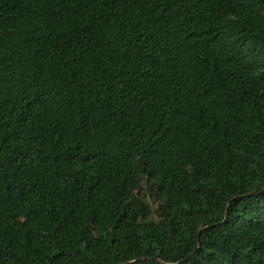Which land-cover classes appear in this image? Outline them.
<instances>
[{
  "label": "trees",
  "instance_id": "obj_1",
  "mask_svg": "<svg viewBox=\"0 0 264 264\" xmlns=\"http://www.w3.org/2000/svg\"><path fill=\"white\" fill-rule=\"evenodd\" d=\"M0 264H264V0H0Z\"/></svg>",
  "mask_w": 264,
  "mask_h": 264
},
{
  "label": "rangeland",
  "instance_id": "obj_2",
  "mask_svg": "<svg viewBox=\"0 0 264 264\" xmlns=\"http://www.w3.org/2000/svg\"><path fill=\"white\" fill-rule=\"evenodd\" d=\"M152 203V201H150ZM153 204V203H152ZM157 207V204L156 205H153V208H156Z\"/></svg>",
  "mask_w": 264,
  "mask_h": 264
}]
</instances>
